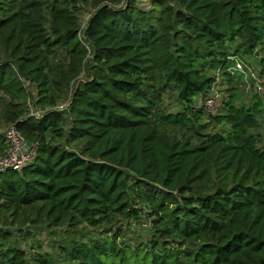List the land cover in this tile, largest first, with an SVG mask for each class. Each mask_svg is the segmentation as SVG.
<instances>
[{
  "label": "trees",
  "instance_id": "1",
  "mask_svg": "<svg viewBox=\"0 0 264 264\" xmlns=\"http://www.w3.org/2000/svg\"><path fill=\"white\" fill-rule=\"evenodd\" d=\"M148 2L0 0L1 119L39 145L0 174V264H30L11 241L27 224L76 236L34 264H264V103L238 104L229 71L264 63V0ZM146 211L149 245L118 244Z\"/></svg>",
  "mask_w": 264,
  "mask_h": 264
},
{
  "label": "rangeland",
  "instance_id": "2",
  "mask_svg": "<svg viewBox=\"0 0 264 264\" xmlns=\"http://www.w3.org/2000/svg\"><path fill=\"white\" fill-rule=\"evenodd\" d=\"M139 1V4L143 8H148L149 6V0H137ZM89 10L85 9L83 13V26L85 22L88 19L89 16ZM83 28V27H82ZM249 60V62L252 64L253 67L257 65V62L254 59H246ZM246 62V61H245ZM247 62V63H249ZM249 63V64H250ZM234 65V63H231V67ZM237 78V84H235L233 87L234 89H237L239 93V102L240 103H247L250 104L253 101L254 97H258L257 94L254 91V88L248 87V84L245 82L244 78H241L239 75L235 76ZM33 90V89H32ZM217 91L220 93V102L219 106L217 107L216 112H220L222 109V104L223 102L227 101L229 102V87L224 84L223 81H221V84L218 86ZM35 95V92H32ZM264 103V100L258 98ZM30 101V100H29ZM167 107H171L172 111H176L177 107L173 104V101L169 100L167 98L166 101ZM27 111L30 116H35L39 112H44L43 110L39 108H35L31 103L28 102L27 104ZM45 111H48V109ZM215 112V113H216ZM218 112L216 114H218ZM10 127L9 124H6V122L1 119V111H0V133L4 134L6 130ZM256 133L261 134L262 142H260L259 147L264 149V127L258 129ZM136 208L141 209L142 205L137 203L135 204ZM1 222H4V220H7L6 216H2L0 218ZM150 225L151 221L147 217V211L145 214L141 217L140 223H133V224H128L127 222H122L120 226H117L113 233L111 234L114 236L119 229H122V233L117 235L116 241L118 244H125L126 246H130L132 248H145L149 245V241L151 239V234H150ZM2 227V225H1ZM22 230H21V228ZM19 228L13 227L11 228L13 237L11 239L12 243L15 244L17 247L24 248V250L27 252L30 264L33 263V257L40 253V254H51V255H57L56 252H58L59 247L62 246L61 243L69 241L71 238L76 239V236L70 235V232L66 231V228L62 229H49L46 227V225H41L39 227H35L32 225H23L20 226ZM81 229V228H80ZM21 231V232H18ZM89 232L87 234H94L95 231L93 230H85V232ZM20 233V234H19ZM104 234V232L101 233V235ZM79 237V236H77ZM89 241L90 239L87 238ZM86 240V241H87ZM87 241V242H88Z\"/></svg>",
  "mask_w": 264,
  "mask_h": 264
},
{
  "label": "built area",
  "instance_id": "3",
  "mask_svg": "<svg viewBox=\"0 0 264 264\" xmlns=\"http://www.w3.org/2000/svg\"><path fill=\"white\" fill-rule=\"evenodd\" d=\"M86 22L83 26L85 27ZM234 65L229 69L232 75H239L245 79L248 87L254 88L255 93L264 100V63L257 64L255 67L252 64L245 62L237 57L229 58ZM220 72L215 73L216 80L203 100L200 101L202 109L208 114L215 115L219 106L220 93L217 91L221 84ZM67 108L66 105H61L57 109ZM216 112V113H215ZM43 112L37 113L34 117L40 118ZM4 138L7 143V150L0 156V174L9 171L21 172L37 157L39 145L36 143H28L24 136L17 130L15 125L10 127L4 133Z\"/></svg>",
  "mask_w": 264,
  "mask_h": 264
},
{
  "label": "water",
  "instance_id": "4",
  "mask_svg": "<svg viewBox=\"0 0 264 264\" xmlns=\"http://www.w3.org/2000/svg\"><path fill=\"white\" fill-rule=\"evenodd\" d=\"M256 56H257V57H260V55H259L258 52L256 53ZM92 61H93V58H90V59L87 61V63H86V68H87L89 74H91L92 77L94 78L93 74H92L91 71H90V64L92 63ZM93 78H92V80H93ZM79 85H80V82L77 84V88L79 87Z\"/></svg>",
  "mask_w": 264,
  "mask_h": 264
}]
</instances>
